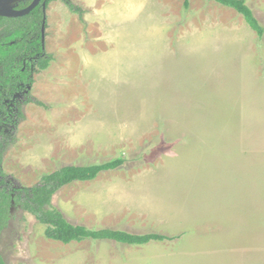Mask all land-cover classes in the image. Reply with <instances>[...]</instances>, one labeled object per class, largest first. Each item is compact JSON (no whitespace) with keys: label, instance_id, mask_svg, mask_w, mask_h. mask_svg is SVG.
<instances>
[{"label":"rangeland","instance_id":"1","mask_svg":"<svg viewBox=\"0 0 264 264\" xmlns=\"http://www.w3.org/2000/svg\"><path fill=\"white\" fill-rule=\"evenodd\" d=\"M103 2L98 1L101 12ZM147 3L151 15L134 13V20L118 18V8L109 10L110 4L101 14L111 25L114 45L137 51L144 67L155 63L165 70L157 81L170 84L157 88L161 95L149 101V77L142 75L136 100L122 87V101L101 105L136 113L117 118V130L134 123L142 133L108 134L115 142L104 155L87 147L92 154L82 157L86 152L68 146L72 135L60 132L68 124L60 117L64 103L45 101L44 108L29 102L17 129H6L15 140L3 154L2 167L15 186L31 188L41 175L65 164L123 156V166L60 188L52 205L88 228L176 238L146 244L88 238L63 243L47 238L43 224L13 205L0 236V253L8 264H264V36L258 38L241 14L215 1L190 0L184 10L183 0H170L171 18L165 4ZM246 3L264 27V0ZM46 9L45 50L58 65L55 50L76 37L88 40L91 31L82 8L81 15L76 13L78 25L60 0H51ZM60 20L66 28L60 29ZM97 30L102 32L100 25ZM48 73L45 77L53 78L54 72ZM46 78L39 75L37 87ZM86 79L87 85L69 83L62 90L68 101L74 99L69 104L79 105L91 91L109 95L111 86L98 84L93 74ZM73 110H64L63 117L74 115Z\"/></svg>","mask_w":264,"mask_h":264},{"label":"trees","instance_id":"2","mask_svg":"<svg viewBox=\"0 0 264 264\" xmlns=\"http://www.w3.org/2000/svg\"><path fill=\"white\" fill-rule=\"evenodd\" d=\"M48 3L51 0H44ZM74 13L82 14V9L71 0H60ZM233 8L242 15L245 22L257 33L264 36V27L254 15L246 0H211ZM190 0H183L187 10ZM21 6V5H20ZM41 4L30 13L20 17L0 15V236L8 226L13 205L32 214L45 226L44 234L52 240L69 243L83 239H109L126 244H145L150 241L173 240L176 237L161 233L134 234L111 228H88L70 222L63 211L52 205L53 195L64 185L74 181L94 179L100 172L114 170L124 165L126 159L117 156L97 164L65 165L50 173L41 175L39 183L31 188L17 187L9 179L2 167L3 154L15 139L13 133L18 123L24 119L23 105L29 102L48 108L30 93L34 82L33 74L46 68L53 59L42 42L43 20ZM21 94V101L16 96ZM11 133V134H12ZM0 264H8L0 253Z\"/></svg>","mask_w":264,"mask_h":264},{"label":"crops","instance_id":"3","mask_svg":"<svg viewBox=\"0 0 264 264\" xmlns=\"http://www.w3.org/2000/svg\"><path fill=\"white\" fill-rule=\"evenodd\" d=\"M75 1L77 3H73L75 5L79 4L81 6L80 8L84 10L83 14H85L83 20L86 21L88 23V26L90 27V38L86 41H82L81 39H79V37H76L72 41H70L69 45H67L66 47H62L61 50H55V52L59 54V64L55 65L56 62H54V60L52 59L46 68L39 69L37 72H35L33 75L34 82L30 87V93H32V87H35V93L37 95L35 93H32V95L36 97L38 96L37 98H40V101H42L43 103L55 99H58L64 103L62 108H60V117H62V120H67L68 124L66 126H63V129H61L60 132L72 135L67 138L69 147H74L76 150H80L82 153L86 152V154L82 155V157L87 155L90 156L92 154H89L87 152V147L91 149L94 147L96 148L95 150H97L98 153L100 152L99 155H104V152L109 149L108 145H110L112 142H115L114 139H110L108 134H114L117 132L122 133L123 131L125 133L128 132L139 134L142 133V131H140L139 125L138 127L134 125L133 121V124H128V130H125L124 127H122L121 130H117V118L121 117L122 115L124 116L125 112H127V117H131V115L136 116V113H129V110H105L101 105L108 102L109 100L122 101L123 97H121L120 94L121 90H123L122 87H128V92L136 96L133 98V100H136L139 96L138 87L140 85L137 78L142 75H147L149 77V101L156 100L158 96L161 95L159 91H161L162 86H168L170 84H167L165 80H162V82L157 81L156 77L165 70L155 67V63L150 65L148 68L144 67V65H142L140 61H137L135 57L137 51H135L134 49L133 51H131V49L127 48L126 46L119 47V44L116 46L114 45V43L117 41L114 39L115 36L111 31V25L106 24L108 20L102 18L101 14L104 13L106 7H108L107 5L110 4V6L108 7L109 10L112 9L113 11V8H118V13L115 14L118 18H120V16H123V18L129 17L130 20H134V13H136V16H139L141 12H146L147 15H151V11L147 3L149 2L152 4H165L164 10L167 12V14H169L171 18L172 13L170 10V0H104V2L102 3V12L99 11V0ZM68 13L71 16H74L72 17V21L75 22L76 25H78L79 20L76 13L71 12L70 10ZM106 15L109 17L108 14ZM60 22H62L60 24V29L61 25L62 28H66L64 25V21L60 20ZM98 25L101 26L102 32L97 30L98 33H96L95 30ZM169 28L171 29L170 26ZM57 31L59 34L64 33V30ZM46 52L52 54L49 51ZM143 62L145 63V61ZM51 71L54 72L53 78L47 79L45 76H48V72ZM146 71H148V74H146ZM92 74L94 78L99 79L97 82L98 84L102 83L103 86H111L109 95L103 96L101 91H97V93H93L91 91L90 93L87 92L82 95L79 105L73 106L72 104H69L74 99H70L68 101V98H66L65 93H63L62 90H64L69 83L78 82L77 85H87L89 83L86 82L87 75L92 77ZM39 75H42L44 78H46V81L42 84L39 83V86L37 87V82H39V80H37V77ZM157 88L159 89V91H157ZM38 90L39 93L44 91V95L38 94ZM58 90L61 92L60 96ZM88 106L90 107V110L92 109L91 112L85 111ZM70 108L74 109L73 111L75 114L73 115V113L69 114L67 112V116L63 117L64 110ZM72 119H74L75 121L72 122ZM106 135L108 136L107 138ZM89 164L90 163L65 165ZM98 175L94 178V180L98 177Z\"/></svg>","mask_w":264,"mask_h":264},{"label":"water","instance_id":"4","mask_svg":"<svg viewBox=\"0 0 264 264\" xmlns=\"http://www.w3.org/2000/svg\"><path fill=\"white\" fill-rule=\"evenodd\" d=\"M41 0H33L27 7L23 9L7 8L4 6V0H0V15L5 17H20L30 13ZM43 8L45 9V2L42 3ZM45 20V18H44ZM44 22L42 24V38L44 39Z\"/></svg>","mask_w":264,"mask_h":264},{"label":"flooded vegetation","instance_id":"5","mask_svg":"<svg viewBox=\"0 0 264 264\" xmlns=\"http://www.w3.org/2000/svg\"><path fill=\"white\" fill-rule=\"evenodd\" d=\"M33 0H23V1H21V2H19L18 3V5L16 6L15 5V9H23V8H25V7H27L31 2H32ZM43 2H45L44 0H41L40 1V3L38 4V5H40L41 4V6H42V10H43V13H44V16H43V20H42V24H43V22H44V28H45V25H46V23H47V15H46V7H47V5H48V3L50 2H48V3H46L45 2V9L43 8V5H42V3ZM21 5V6H20ZM37 5V6H38ZM36 6V7H37ZM44 18H45V20H44ZM41 36H42V25H41ZM44 37H45V34H44ZM42 42H43V44H44V46H45V38L43 39L42 38ZM34 75V74H33Z\"/></svg>","mask_w":264,"mask_h":264},{"label":"bare ground","instance_id":"6","mask_svg":"<svg viewBox=\"0 0 264 264\" xmlns=\"http://www.w3.org/2000/svg\"><path fill=\"white\" fill-rule=\"evenodd\" d=\"M21 1L23 0H4V6L7 8H14L15 5L17 6Z\"/></svg>","mask_w":264,"mask_h":264}]
</instances>
